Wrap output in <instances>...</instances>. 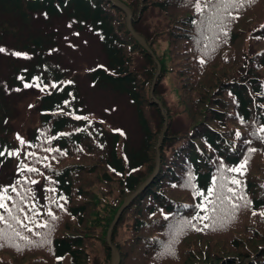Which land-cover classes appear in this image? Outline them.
I'll list each match as a JSON object with an SVG mask.
<instances>
[{
  "label": "trees",
  "instance_id": "1",
  "mask_svg": "<svg viewBox=\"0 0 264 264\" xmlns=\"http://www.w3.org/2000/svg\"><path fill=\"white\" fill-rule=\"evenodd\" d=\"M122 1L148 50L110 0H0V43L32 55L0 79V171H12L0 176V264H111L109 225L156 151L155 173L113 225L118 264H264V0H200L201 10L192 0ZM39 12L98 36L106 63L90 79L130 99L140 143L89 111L76 74L47 54L55 32L31 24ZM157 64L166 128L156 148L163 115L148 88ZM166 70L176 105L158 96ZM25 84L40 88L39 119L21 149L8 88ZM177 112L187 126L172 130Z\"/></svg>",
  "mask_w": 264,
  "mask_h": 264
},
{
  "label": "rangeland",
  "instance_id": "2",
  "mask_svg": "<svg viewBox=\"0 0 264 264\" xmlns=\"http://www.w3.org/2000/svg\"><path fill=\"white\" fill-rule=\"evenodd\" d=\"M31 24L35 28L55 32L56 44L48 50L47 54L52 63L76 74L86 106L93 116L97 117L108 128L119 131L127 142L140 143L142 133L137 121L135 107L130 99L126 95L116 93L109 88H101L90 79V70L97 65L106 63L98 36L89 28L78 29L66 14L51 16L43 12L34 13L31 16ZM165 43V38L161 39L158 46H155L157 43H154L157 54L165 51ZM0 48L4 49L3 52H0V79L2 81L10 73L12 62L23 63L32 57L30 53L17 49L14 41L10 38H6L3 43H0ZM163 60L167 65L168 59L163 57ZM141 63L142 58H138V64ZM26 85L31 86L26 87ZM156 87L158 96L162 97L167 104L176 105L178 87L172 71L166 70ZM8 93V100L11 101L14 109L13 134L11 136L19 143L21 149H25L29 133L39 119L35 101L40 93V88L33 84H25L20 88H8ZM170 124L172 130L186 127V114L183 112L172 113ZM160 131L155 145L158 142ZM11 172L10 168L1 170V179L3 177L8 178Z\"/></svg>",
  "mask_w": 264,
  "mask_h": 264
},
{
  "label": "water",
  "instance_id": "3",
  "mask_svg": "<svg viewBox=\"0 0 264 264\" xmlns=\"http://www.w3.org/2000/svg\"><path fill=\"white\" fill-rule=\"evenodd\" d=\"M110 1L113 2L116 6H119L120 8H122L124 10V12L126 14L127 27L129 28L131 33L134 35V37L142 44V46L145 49L148 50L149 47H148L145 39L133 27V24H132V11H131L130 7L126 3H124L122 0H110ZM149 52L151 53L150 50H149ZM152 54L153 53H151V55ZM157 71H158V64H157V69H156L155 75H156ZM155 75H154V77H155ZM153 87H154V78H153V80L151 82V85L149 87L148 94H149V97H150L151 101L157 104V106L159 107V109L161 110V113L163 115V127H162V129L160 131L158 142L155 145L156 148H157V145L159 143V140L161 139L162 133H163L164 129L166 128V112H165L164 108L162 107L160 99L157 98L154 95ZM157 164H158V151H156V154H155V165H154L153 171L151 172V174L145 180L142 181V183L133 192H131L128 195L125 196L123 202L119 206L116 214L114 215V218L112 219V221H111V223L109 225L106 237H107V242L109 244V247L111 249V264H118V260H119V253H118L117 247L111 240V234H112L113 225L118 220L119 215L122 212V210L129 204L130 201H132V199L142 189L143 185L150 179V177L153 175V173H155L156 168H157Z\"/></svg>",
  "mask_w": 264,
  "mask_h": 264
},
{
  "label": "snow or ice",
  "instance_id": "4",
  "mask_svg": "<svg viewBox=\"0 0 264 264\" xmlns=\"http://www.w3.org/2000/svg\"><path fill=\"white\" fill-rule=\"evenodd\" d=\"M255 0H248V3L251 4V3H254ZM192 3L194 4V6L197 8V10H201V5H200V0H192ZM234 19L238 18V17H233ZM226 34V33H225ZM4 49L0 48V52H3ZM19 55V54H17ZM203 63V61H201ZM102 67V66H101ZM31 85H26V87H30ZM23 143V141H22ZM252 151H255V149H253ZM10 155L12 153H9ZM29 171H37L36 169H28ZM230 171H239V169H230ZM32 183H36L35 180L32 181ZM233 183H237L239 184V181H236V180H233ZM5 192L7 191V189L4 190ZM12 191H16L15 188L12 189ZM5 199V197H0V208H3V209H7V205L5 203H3V200ZM8 199H10V197H8ZM60 207H62V205H60ZM10 211V210H9ZM21 211H23V209H21ZM49 215H52L51 212L48 213ZM255 214V213H254ZM55 218V217H54ZM4 217L3 215H0V220H3ZM13 219H17L16 217H13Z\"/></svg>",
  "mask_w": 264,
  "mask_h": 264
}]
</instances>
